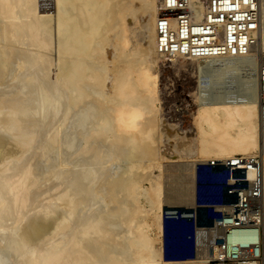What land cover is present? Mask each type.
Returning a JSON list of instances; mask_svg holds the SVG:
<instances>
[{
    "label": "bare ground",
    "instance_id": "1",
    "mask_svg": "<svg viewBox=\"0 0 264 264\" xmlns=\"http://www.w3.org/2000/svg\"><path fill=\"white\" fill-rule=\"evenodd\" d=\"M138 10L144 45L128 47ZM258 10L264 52V0ZM156 17V0H0V264H188L166 261L159 243L164 211L192 204L194 188L183 178L165 187L164 173L187 171L192 185L211 154L264 155L257 73L246 70L256 59H189L219 91L196 101L197 150L165 156L148 136L158 126ZM242 70L245 97L222 98L219 86ZM120 113L139 117L136 130ZM180 185L184 194H170ZM198 248L205 263L210 251ZM261 254L264 264V233Z\"/></svg>",
    "mask_w": 264,
    "mask_h": 264
},
{
    "label": "built area",
    "instance_id": "2",
    "mask_svg": "<svg viewBox=\"0 0 264 264\" xmlns=\"http://www.w3.org/2000/svg\"><path fill=\"white\" fill-rule=\"evenodd\" d=\"M156 4L155 47L161 58L256 59L259 0H156ZM257 68L259 124L264 127V60ZM198 166L189 213L183 214L181 208L164 213L170 231L178 236L191 230L194 253L196 239L201 238L202 248L210 251L204 264H260L264 155L257 151ZM237 230L245 233V239L232 237Z\"/></svg>",
    "mask_w": 264,
    "mask_h": 264
},
{
    "label": "rangeland",
    "instance_id": "3",
    "mask_svg": "<svg viewBox=\"0 0 264 264\" xmlns=\"http://www.w3.org/2000/svg\"><path fill=\"white\" fill-rule=\"evenodd\" d=\"M51 1L52 0H50V2ZM138 4H139L138 2L135 3V5H138ZM145 15H146V12L138 10L134 15L127 16L128 35L130 34L128 36V44H130L128 45V47L133 46L135 48V47H139V46L141 47L144 45L142 39H139V36L137 35L142 29ZM259 49L258 47H256V52L253 54L254 56H256L257 63H259L260 61V56L261 57L264 56V52H262V50H259ZM244 60L245 59L243 58L238 59V60L236 59L235 61L237 63L236 62L235 63L238 66H240L242 65V63L244 64L246 63V61ZM158 63L160 65L158 72H157V77H156V80H157L156 86L158 87V88L156 87V90H157L156 95L158 98L155 102V107L158 105L157 108L159 110L156 115V118H157L156 123L158 126H156L155 128L156 130L155 129L149 130L148 136L152 137L153 140H156V141L158 140V145H159L158 147L159 149H161V151L164 153L165 156L170 157L171 154H176L179 146L181 145L182 146L181 150L182 149L187 150V151L182 152L183 153L182 156L187 157L185 156L187 154L185 152H193L197 150V147H198L197 146L198 145L197 141L199 138L198 132H197L198 130L194 122L195 116H196V110L198 107L197 102H199L200 100H205V101L212 100L216 96L219 95L218 94L219 91H217V89L213 88L211 85L210 87L204 86L205 81L203 80L206 78L202 79V77L204 76L200 75L199 71H198L199 73L197 72L196 66L198 63H196L195 61L181 58V57L177 58L176 61H171V60H166V59H162L161 57H158ZM249 67L251 69H246V70H250V72L253 71L257 73L256 72L257 67H258L257 65L252 63L251 65H249ZM242 71H241V74L238 75L239 77L236 76L235 78H232V81H231V78H229L230 80L227 79L225 83H222L223 85L221 84L222 86H219V88L222 89V92H223V93L221 92V95H220L222 98H227L229 100L237 101L245 97L244 91L246 92V90H244L243 88L246 89L247 85L245 86V84L247 83H243L245 82L243 80L244 78L240 77L242 74H245V72L244 71L242 72ZM253 72L252 74H255ZM199 78L201 80L200 83H198ZM202 81L204 83H202ZM256 83L257 81H255L254 90H255V93L258 94V86ZM200 84L201 85L203 84V85L201 86ZM198 87L201 88V91L199 90ZM216 91L217 93H215ZM197 92L198 93L200 92L199 95ZM257 94H255V96H257ZM236 155H243V154L237 153ZM217 158L218 157L211 154V156L209 155L208 157H205L204 161H199L195 163L194 180H193L192 185L190 184V181H191L190 179H192L191 173L186 171L185 173L183 172V173L178 174V172H175V171L174 172H172L171 170H169L171 172L166 171L164 173V179H166L168 182H166L165 187L166 186L174 187L175 184L178 186L179 184H181L179 180L183 178L180 181L186 180L187 185L189 187L188 190H191L194 188L193 190L195 191V171L197 170L198 164H199L198 167H200L203 163L211 159H215L217 161H221V160L225 161L223 158H218V159ZM156 173H158V171H156ZM182 187L180 185V189L178 190L173 189L171 192L169 190V192L170 194L171 193L177 194V192L184 194V190H187V189L182 188ZM186 206L188 205H184V206L182 205L181 207H177V208L183 209ZM177 208L173 209V211L176 210ZM168 210L169 209H166L165 211H168ZM164 213L162 215V233L160 234V243H159L161 251H162V257L166 261H176V262L184 261V262H189L188 264H195V263L204 264L202 261L203 260L202 257L201 259L200 257L198 258V256H203L201 255V252L198 251L199 250L198 246H202V244L200 245L197 244L198 240H196V248H195L196 253H194L195 239L193 237L192 231L188 230L186 232V235H185L186 238L184 240L179 239L178 237L175 238V235L169 229L167 220H165ZM180 214H181V211L177 210V214H175L174 216L178 217ZM172 220H173L172 218L169 219V221H172ZM179 221H182L183 223L187 222L186 219H179ZM173 244H177L179 246L176 250V253H173V254L175 255L185 254L186 257H182V258L172 257L173 254L170 252L171 250L169 247L172 246ZM261 257H262V254H261Z\"/></svg>",
    "mask_w": 264,
    "mask_h": 264
},
{
    "label": "clouds",
    "instance_id": "4",
    "mask_svg": "<svg viewBox=\"0 0 264 264\" xmlns=\"http://www.w3.org/2000/svg\"><path fill=\"white\" fill-rule=\"evenodd\" d=\"M139 117H133L132 119L125 120L123 113L118 114V120L122 126L127 127L129 130H136V120Z\"/></svg>",
    "mask_w": 264,
    "mask_h": 264
},
{
    "label": "crops",
    "instance_id": "5",
    "mask_svg": "<svg viewBox=\"0 0 264 264\" xmlns=\"http://www.w3.org/2000/svg\"><path fill=\"white\" fill-rule=\"evenodd\" d=\"M179 246L177 244H173L172 246H170V252L173 254V253H176V250ZM174 255V254H173Z\"/></svg>",
    "mask_w": 264,
    "mask_h": 264
},
{
    "label": "trees",
    "instance_id": "6",
    "mask_svg": "<svg viewBox=\"0 0 264 264\" xmlns=\"http://www.w3.org/2000/svg\"><path fill=\"white\" fill-rule=\"evenodd\" d=\"M176 237H178L179 239H183V240L186 238L185 234L175 236V238H176ZM183 243H184V242H183Z\"/></svg>",
    "mask_w": 264,
    "mask_h": 264
}]
</instances>
